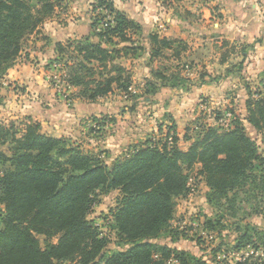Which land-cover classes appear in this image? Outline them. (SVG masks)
Segmentation results:
<instances>
[{"label": "trees", "instance_id": "obj_1", "mask_svg": "<svg viewBox=\"0 0 264 264\" xmlns=\"http://www.w3.org/2000/svg\"><path fill=\"white\" fill-rule=\"evenodd\" d=\"M59 4L0 0V79L20 56L24 40ZM92 10L106 17L98 30L92 22L98 40L85 36L57 45L59 56L69 57L63 64L65 81L90 101L114 87L127 92L130 74L115 60L143 48L133 37L139 24L117 10L112 0H94ZM117 43L125 45L105 46ZM148 44L150 59L166 58V49L174 48L175 56L185 49L182 40L158 33L149 34ZM243 119L264 140V97L248 93ZM240 121L235 118L223 131L198 124L186 149L176 144L173 133L169 142L146 140L111 164L64 137L41 132L39 122L30 117L21 131L12 122H0V144H7L9 152L0 150V264H207L202 258L190 260L185 251L157 238L170 226L175 199L189 191V173L196 165L217 203L228 201L230 193L252 180L258 145ZM100 190L120 193L110 216L117 238L128 245L106 258L102 252L109 239L88 218ZM38 234L47 239L44 247ZM245 239L246 234L240 236L238 248Z\"/></svg>", "mask_w": 264, "mask_h": 264}, {"label": "crops", "instance_id": "obj_2", "mask_svg": "<svg viewBox=\"0 0 264 264\" xmlns=\"http://www.w3.org/2000/svg\"><path fill=\"white\" fill-rule=\"evenodd\" d=\"M112 1L117 10L139 24L137 35L133 37L136 39L135 44L143 47L145 55V61H141V64L136 63L137 59H129L128 62L120 60L127 55L115 60L130 74L131 84L127 92L114 87L107 95L90 101L78 95L77 87L70 86L68 92L72 98L69 97V100L62 98L50 81L49 72L52 66H44V61L59 55L57 51L59 43L79 41L85 36H90L92 40L94 28L90 12L93 0H60L54 13L44 21H49V27L43 28V22L37 32L28 36L30 39L26 38L29 47L23 46L20 56L5 75V80L15 82L19 86L18 89L14 88L7 93V99H2V103L7 106V114L30 117L39 122L41 132L67 140L72 139V143L78 144L75 141L86 138V133H89L88 117L107 114L110 116L115 111V97L120 100L128 96L132 98L139 92L152 103L163 93L164 97L169 98L168 102H164L165 105L169 104L168 109H163L164 117L166 112L173 114L172 97L173 95L175 97V92L178 96L181 95L182 105H185L186 102L195 103L201 97L217 99L219 92L223 91L221 86L225 83L227 86L239 87L264 84V0H177L183 7L180 12L167 6L168 8L159 14L154 13L153 3H149L148 0H129L128 5L127 0ZM60 7L67 10L63 16L57 11ZM150 33L182 40L185 49L177 56L174 48L166 49L164 54L167 57H160L166 59V63L159 62L160 66L153 65L156 58L150 59L149 55ZM142 34L144 37L138 43ZM120 45L121 48L125 44ZM23 50H26L25 55ZM141 51L136 49L135 53L128 56H136ZM32 59L34 61L30 62ZM138 68L145 69L142 74L138 73L140 78L137 76ZM136 78L140 80L138 85ZM51 80L53 81L52 78ZM248 86L244 88L246 94L243 97L244 107L250 92ZM115 89L120 95H114ZM195 105L194 108L202 106L201 103L199 106ZM203 107L206 108V105ZM244 115L241 116L242 121H245ZM166 116L172 123L169 126H174L169 131V141L172 133L179 141L181 133H178L180 130L177 129L178 121L170 117L169 113H166ZM169 126L166 127V132ZM189 126V124L185 126L183 133L188 145L192 139L188 134L191 131ZM91 135L90 133L89 136ZM176 144L178 145L177 142ZM103 148L102 145H98L95 149Z\"/></svg>", "mask_w": 264, "mask_h": 264}, {"label": "rangeland", "instance_id": "obj_3", "mask_svg": "<svg viewBox=\"0 0 264 264\" xmlns=\"http://www.w3.org/2000/svg\"><path fill=\"white\" fill-rule=\"evenodd\" d=\"M148 1L153 3L152 9L155 14L163 12L164 9L168 8L167 6L177 12H180L183 8L177 0ZM126 2L128 5L129 0ZM92 5L90 8L91 21L95 20L97 22L95 27L98 30L106 17H103L101 10L93 11ZM61 7L57 11L63 16V14L67 13V10H63ZM67 8H69V5ZM49 25V21H46L43 28H48ZM40 32L43 33L41 30ZM94 32L95 30H93V34ZM143 37L144 34L139 36L138 43L141 42ZM27 39H30V37ZM97 40L98 38L93 36L92 41ZM25 45L27 48L29 47L26 39L23 43V46ZM119 45L117 43L116 45H108V47L120 48L121 45ZM141 50L140 54L136 52V56H128V54H133L129 51L127 57L120 60L128 62L129 59H137L136 63L141 64V61H145L143 48ZM23 51V55H25L26 50ZM22 57L24 58V56ZM61 57L58 55L56 58L45 60L43 65L52 66L49 72L50 81L55 88L60 89V94L64 98L61 91L65 86L61 85L60 82L65 77L64 61L67 58L69 59V57L66 54ZM33 61L34 59L30 62ZM159 62L166 63V59L156 58L153 65H159ZM143 71L145 72V69L140 70L138 68L137 74H142ZM5 75L0 79V122L5 124L12 122L21 131L24 127L23 123L27 121V117L7 114V106L5 107L6 104L2 103L3 98L7 99L9 91L19 88L15 82L5 80ZM139 78H136L137 85L140 83ZM242 86H227V83H225L221 86L223 91L219 92L217 99L201 97L195 103L185 101V105H182L181 95L178 96V93L175 92V97L174 95L172 97L173 116L171 112L166 113H169L170 117H174V120L178 121L177 129H180L178 133H181L179 141H177L178 145L182 149H185L188 145V141H185L183 137L187 124L190 125L191 130L188 134L194 137L197 134L196 132L199 131L197 128L198 124H210L223 131L232 125L235 118L241 119V116L245 113L243 97L246 94L244 88L248 85ZM248 88L257 97H264V86L262 83L249 85ZM68 95L72 98L70 92ZM114 95H120L117 89H115ZM168 99L162 93L151 103V100L147 101L144 98V94H139V92L132 98L128 96V98L120 100V98L115 97V111L110 116L107 114L88 117L87 120L90 124L86 127L89 128V133H86V138H80L78 139L79 141L75 142L84 151L95 153L107 164H111L117 158L125 155L131 146L146 140L169 142L170 138L166 137V127L172 123L166 113L162 117L163 111L168 109L169 104H164V102H168ZM200 103L202 104L200 108H194L195 104L199 106ZM204 104L206 108L203 107L205 106ZM240 122L246 134L254 139L258 145L259 159L254 162L252 180L230 193L228 201L223 200L217 203L211 199L210 191L205 185L203 178L197 174L199 166L196 165L189 173V191L175 199V211L170 220L168 232H161L157 238V242L167 243L171 247L185 251L190 260L202 258L207 264H264V140L260 131L255 130L245 121ZM90 133L92 134L91 136H89ZM68 142L72 143V139L68 140ZM98 145H102L104 148L96 150L95 148ZM0 150L9 155L7 144H0ZM119 197L120 193L117 190L98 191L95 196V203L88 214V218L99 227L101 234L106 235L109 239L107 246L102 252L103 258L128 246L117 238L110 216V210L116 205V200ZM3 213L4 207L0 204V218ZM244 234L247 235L248 239H245L242 242V246L238 248L239 238ZM37 239L39 244L44 247L47 242L45 236L38 234ZM51 241L54 242L55 239ZM223 254L224 256H222ZM55 264H79V262L65 261Z\"/></svg>", "mask_w": 264, "mask_h": 264}, {"label": "built area", "instance_id": "obj_4", "mask_svg": "<svg viewBox=\"0 0 264 264\" xmlns=\"http://www.w3.org/2000/svg\"><path fill=\"white\" fill-rule=\"evenodd\" d=\"M60 84L65 86V88H63V90H62L61 92L63 93V97H64L66 100H68V99H69V95H68L69 92H68V89H69L70 85L67 84V82L65 81V77L61 79ZM61 85H60V86H61ZM58 90H59V92H60V89H58ZM224 254H225V252H224ZM224 254H223L222 256H224Z\"/></svg>", "mask_w": 264, "mask_h": 264}]
</instances>
